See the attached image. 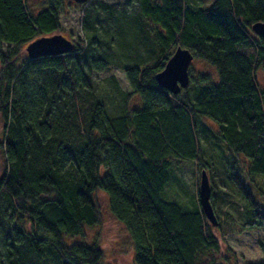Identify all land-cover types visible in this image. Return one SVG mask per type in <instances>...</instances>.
Instances as JSON below:
<instances>
[{
    "label": "trees",
    "instance_id": "16d2710c",
    "mask_svg": "<svg viewBox=\"0 0 264 264\" xmlns=\"http://www.w3.org/2000/svg\"><path fill=\"white\" fill-rule=\"evenodd\" d=\"M66 2L0 0V264H105L97 243L65 239L100 222L98 191L126 227L135 264H223L199 185L188 208L166 199L167 184L175 179L172 156L195 160L210 178L204 134L243 199V225H264V91L256 76L264 38L253 29L264 23V0H138L130 16L135 51L126 54L133 63L124 62L132 91L123 98L134 92L141 104L117 115L89 75L112 64L106 46L114 40L100 28L108 32L102 19L113 16V4L73 1L83 8L87 39L70 37L74 48L65 54L22 55L31 41L60 32ZM179 45L213 66L217 78L194 75L190 65L181 92L161 87L156 75Z\"/></svg>",
    "mask_w": 264,
    "mask_h": 264
},
{
    "label": "rangeland",
    "instance_id": "374dc122",
    "mask_svg": "<svg viewBox=\"0 0 264 264\" xmlns=\"http://www.w3.org/2000/svg\"><path fill=\"white\" fill-rule=\"evenodd\" d=\"M42 0H29L31 4L39 6ZM98 2H108L115 6L113 16L103 23L109 24L108 32L101 26L100 34L104 39L113 37L114 42L107 48L111 54L112 64L102 71L89 72L90 81L99 97L103 100L106 108L111 115H117L124 111L130 110L141 104V98L138 94L132 93L125 103L123 94L131 93L132 88L128 82L124 66L132 64L133 58L128 59L126 54L135 51L136 34L132 18L138 10V0H97ZM193 1V0H192ZM198 4L205 6L210 5L213 0H201ZM99 9L101 7H98ZM37 9V8H36ZM102 12V11H101ZM105 13H101V17ZM123 32V34H122ZM68 38L76 41L86 40L89 30L83 25V8L74 6L72 0H67L65 7L62 9L60 32ZM70 38V39H71ZM122 41V43H120ZM26 48V47H25ZM104 45L100 47V50ZM137 49H139L137 47ZM141 49H144L141 47ZM139 52V51H138ZM145 52V51H143ZM27 55L26 49H22V55ZM126 60V64L124 63ZM1 67V65H0ZM194 75L199 73H209L212 77L217 78L216 69L205 61L194 58L191 63ZM257 80L261 90L264 91V68L257 69ZM203 121V120H202ZM207 126L216 124L205 118ZM3 120L0 119V139L3 137ZM202 127V125H201ZM215 131V133H217ZM203 142L205 158L212 162L213 170L210 174L212 185V195L215 213L219 224L215 226L219 252L215 253L217 262L223 264H253L264 260V225L257 228H245V211L243 199L233 189L226 176V166L221 164L218 159L219 148L212 144L204 134ZM219 146H223L222 144ZM1 154V152H0ZM242 160L246 161L244 155H240ZM173 165L171 173L174 174L167 184L168 200L176 201L184 206L192 207L196 199V186L200 181L201 173L197 169L195 160H187L177 156H172ZM2 156L0 157V175L4 167ZM226 193H224V191ZM254 193V191H253ZM96 199L101 210V220L92 226H85V235L72 237L65 236L66 242L71 243L75 240L90 243H97L103 250V262L105 264H135L134 246L132 239L124 226L117 220L109 209L108 196L103 191H98ZM198 199V197H197ZM258 199V198H257ZM261 200V198H259ZM264 203L263 201H259Z\"/></svg>",
    "mask_w": 264,
    "mask_h": 264
},
{
    "label": "water",
    "instance_id": "95a60500",
    "mask_svg": "<svg viewBox=\"0 0 264 264\" xmlns=\"http://www.w3.org/2000/svg\"><path fill=\"white\" fill-rule=\"evenodd\" d=\"M77 3H84L88 0H73ZM255 33L264 38V23L259 22L253 25ZM74 43L62 33L55 32L49 36H41L26 45V52L29 57L46 55H57L69 53L73 50ZM194 59L193 52L181 45L177 46L165 67L157 73L156 78L159 85L170 92L177 94L190 83L189 67ZM1 157V155H0ZM212 185L206 170H202L199 182V202L209 221L217 226L219 224L215 209L211 200Z\"/></svg>",
    "mask_w": 264,
    "mask_h": 264
}]
</instances>
